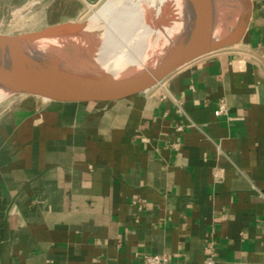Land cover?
Here are the masks:
<instances>
[{"label": "crops", "instance_id": "1", "mask_svg": "<svg viewBox=\"0 0 264 264\" xmlns=\"http://www.w3.org/2000/svg\"><path fill=\"white\" fill-rule=\"evenodd\" d=\"M100 1L0 7L45 28ZM251 1L239 43L129 102H0V264H264V0ZM236 15L222 6L216 34ZM177 18L147 54L170 46Z\"/></svg>", "mask_w": 264, "mask_h": 264}, {"label": "water", "instance_id": "2", "mask_svg": "<svg viewBox=\"0 0 264 264\" xmlns=\"http://www.w3.org/2000/svg\"><path fill=\"white\" fill-rule=\"evenodd\" d=\"M215 0H179L178 30L167 50L164 61L154 67L123 77H104L86 73L76 79L64 75L62 59L32 50L25 39L30 36L71 37L79 35L89 25V18L47 26L41 30L18 34L0 32V92L5 99L31 97L43 102L94 106L102 110L129 102L153 90L184 65L204 55L239 43L246 31L252 1L243 0L240 24L226 39L214 35ZM93 51V50H91ZM74 71L79 77L77 70ZM103 73H101L102 75Z\"/></svg>", "mask_w": 264, "mask_h": 264}, {"label": "bare ground", "instance_id": "3", "mask_svg": "<svg viewBox=\"0 0 264 264\" xmlns=\"http://www.w3.org/2000/svg\"><path fill=\"white\" fill-rule=\"evenodd\" d=\"M116 12H107L110 7L104 3L89 17V25L85 32L71 37L30 36L25 39L27 45L34 51L58 55L65 63L62 73L66 76L84 79L85 70H77L75 59L68 54L74 47L92 49L96 45V55H93L97 65L96 73L99 79L104 77L123 78L134 72L156 66L165 60L167 49L147 54L151 47L161 39L166 20L178 17L179 0H113ZM203 3L206 0H202ZM222 6L233 7L237 11L235 21L222 35H217V26ZM244 9L243 0H215L214 35L216 40L226 39L237 30L240 24V14ZM173 36L170 45L174 39ZM1 58V54H0ZM4 62L0 61V64ZM1 66V65H0ZM84 69V68H83ZM77 70L80 76L72 71ZM84 71V72H82ZM122 72L119 75L114 73ZM101 73H103L101 75ZM0 92V102L5 99Z\"/></svg>", "mask_w": 264, "mask_h": 264}, {"label": "rangeland", "instance_id": "4", "mask_svg": "<svg viewBox=\"0 0 264 264\" xmlns=\"http://www.w3.org/2000/svg\"><path fill=\"white\" fill-rule=\"evenodd\" d=\"M104 3L110 7V10L107 12L112 15L116 12V8L114 6L113 0H101L98 4L88 8L79 18V20H85L89 18L95 11H97ZM1 4V3H0ZM215 4V3H214ZM215 7V5H214ZM20 18V19H19ZM24 18L21 19L19 10L15 9H7L6 7H0V32L10 33V34H18L29 31H37L43 29L41 26L37 27L34 25H28L24 23ZM85 32L82 31L81 33ZM91 49H86L85 47H74V49H70L68 54L73 57L76 63L80 65L74 64L75 69L85 70L94 72L97 70V65L94 62L93 55H96V45ZM84 68V69H83Z\"/></svg>", "mask_w": 264, "mask_h": 264}, {"label": "built area", "instance_id": "5", "mask_svg": "<svg viewBox=\"0 0 264 264\" xmlns=\"http://www.w3.org/2000/svg\"><path fill=\"white\" fill-rule=\"evenodd\" d=\"M167 93L162 94V97H167ZM170 95V94H169ZM218 107L215 109V115L220 116L222 114H227V103L224 99L218 100ZM179 113L182 111V107L179 106L178 110ZM179 130L183 129V125L178 126ZM179 143H173V146L176 148L178 147ZM145 264H169L170 263V256L164 253H156V254H146L144 256ZM204 264H217L216 257L214 253L208 256L205 260Z\"/></svg>", "mask_w": 264, "mask_h": 264}]
</instances>
